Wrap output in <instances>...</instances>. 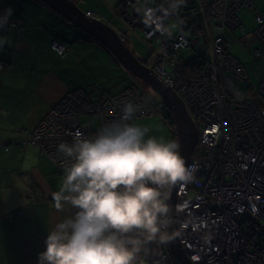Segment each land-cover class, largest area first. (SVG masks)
Here are the masks:
<instances>
[{
	"label": "built area",
	"instance_id": "1",
	"mask_svg": "<svg viewBox=\"0 0 264 264\" xmlns=\"http://www.w3.org/2000/svg\"><path fill=\"white\" fill-rule=\"evenodd\" d=\"M138 1L141 0H123V8L135 9L131 15L124 9L120 18L142 28V40L152 48V71L180 95L198 130L195 152L187 164H197L198 171L194 182L177 185L174 211L170 214L176 224L177 241L193 264H264V101L259 105L254 102L257 93L264 96V10L252 13L255 27L251 35L256 48L250 69L257 85L251 87L245 67L225 53L230 45L225 32L240 30L242 36L245 34L237 9H252L253 1L240 5L243 0H199L198 7L211 34V59L201 67L199 78L193 80L181 76L162 58L179 42L163 34L167 9L148 5V0H142L144 4L139 8ZM87 17L92 15L87 13ZM217 24L221 29L218 33ZM155 38L161 42L158 47L153 42ZM185 41L190 47L203 44L201 34ZM52 49L62 56L66 47L53 42ZM125 89L131 94L122 90L100 95L94 101L84 95L87 100H77L75 91L65 94L34 130L23 132L24 139L17 145L37 149L63 178L60 143L71 144L77 132L88 138L95 136L105 124L121 117L128 102L139 106L133 119L158 114L164 108L159 103L153 109L137 85ZM249 91L253 92L251 96ZM82 116L97 117L98 128L92 130L89 124L80 122ZM138 264L177 262L168 243L157 240L141 252Z\"/></svg>",
	"mask_w": 264,
	"mask_h": 264
},
{
	"label": "crops",
	"instance_id": "2",
	"mask_svg": "<svg viewBox=\"0 0 264 264\" xmlns=\"http://www.w3.org/2000/svg\"><path fill=\"white\" fill-rule=\"evenodd\" d=\"M70 1L120 34L124 46L140 59L135 48L141 34L130 32L119 17L122 0ZM151 2L174 9L173 0ZM9 10L8 23L0 28V38L7 41L0 48V264H38L49 231L72 210L54 208L52 193L63 179L54 165L37 149L17 147L16 142L67 92L84 88L92 98L101 91L115 94L130 86L133 78L103 45L82 37L84 32L44 4L0 0V16ZM72 37L71 48L66 44L67 53L57 56L51 42L66 43ZM99 63L110 67L99 70ZM102 69L112 72L113 76L103 74L113 79V85L99 77Z\"/></svg>",
	"mask_w": 264,
	"mask_h": 264
},
{
	"label": "clouds",
	"instance_id": "3",
	"mask_svg": "<svg viewBox=\"0 0 264 264\" xmlns=\"http://www.w3.org/2000/svg\"><path fill=\"white\" fill-rule=\"evenodd\" d=\"M10 15L0 16V28ZM138 110L128 102L95 136L77 132L58 145L64 174L52 200L57 212L74 211L49 231L38 264H138L149 243L172 239L171 190L194 182L198 165H186L177 140L146 138L147 127L130 123Z\"/></svg>",
	"mask_w": 264,
	"mask_h": 264
},
{
	"label": "rangeland",
	"instance_id": "4",
	"mask_svg": "<svg viewBox=\"0 0 264 264\" xmlns=\"http://www.w3.org/2000/svg\"><path fill=\"white\" fill-rule=\"evenodd\" d=\"M262 1H264V0H254V3L257 6L263 8L264 2H262ZM195 2H196L197 10L199 11L200 15H202V18L204 19L202 11L198 7L199 0H195ZM244 2L248 3L247 0H243L240 5H244ZM251 2H252V0H249L250 4H251ZM143 4L144 3H142V0H141L140 2L138 1L137 6L139 8H141ZM148 5L162 6V7H165L167 9V10H165V13H167V16L165 17L163 34H165V36L168 37L170 40L178 39L179 42H177L176 47L171 52L170 56L166 55V56H162V58L164 59L166 65H169V66L172 65L175 68V70L177 71L178 70V67H177L178 61H176V59L178 57L179 58L180 57L187 58L186 57L187 55L188 56L194 55V53L189 50L191 48L190 45L185 43L186 42L185 40L187 39V37H191L194 34H191L190 31H188V33L185 31L184 32L180 31V29L178 28L177 22H176V17L178 14L177 9L170 10V6L163 5L160 3H153V2L150 3V0H148ZM147 7H152V6H147ZM133 8L131 6L130 7L125 6V8H123V10L125 9L126 13L128 15H131L130 11L135 9V8L134 9ZM237 10H238V12H237L236 16H237L238 20L242 23V27H244L246 32L242 36V35H240V32H237V31L230 32L229 30H226V32H225L226 39L230 42V45L228 47V53L231 54L232 56H234L235 59L239 60L240 63L245 67V69H246V71L249 74L250 79H251V81H250L251 87H254L257 85V79L255 78V76L253 75V73L250 69V64H252V62H253L252 61V51L256 48V45H255L253 38H252V35H251L252 32L254 31L255 24L253 21V16L250 13H253L254 15H256L257 12H260V9H258L257 7H253L252 9L247 10L246 8H243L241 6ZM218 24H222V23L218 22ZM218 24H217V27H218ZM125 25H126L127 29L130 30V32L139 31L140 33H142L141 32L142 28L138 27V26L137 27L131 26L129 24V20L125 21ZM219 30H221L220 27H218L215 32L218 33ZM181 32H182V34H181ZM240 36H242L244 39L241 40ZM72 39H74V37H72L70 40H67V44L70 48H71L70 45L73 44ZM156 39L157 38H155L154 41L153 40L152 41L155 44H157V47H158V44H160L161 42L159 40H156ZM160 40H162V38H160ZM139 41L140 42L137 44V48H135L136 53H137L136 55L138 57H140V59L148 60L149 57H151L150 56L151 55L150 47L142 40V38H140ZM175 41H177V40H175ZM231 42H232V45H231ZM197 48L199 50H202L203 44L201 45V47H197ZM210 50H211V47L209 46L208 61H210V59H211ZM106 66L110 67V65H105V64L99 63V70L101 67H106ZM105 72L108 73L109 75L113 76L112 72L105 71L102 69V71L98 72L99 77L102 80L113 85L114 84L113 79L110 76H106L105 74H103ZM115 73H116V70L114 71V74ZM135 83L137 86L140 87V90L143 92L142 94L150 100L153 109H155V107H158L159 103L161 105H165L162 101H160V98L151 89V87L142 83L139 80H135ZM130 86H132V85H130ZM130 86H128L127 89H129ZM218 88L221 89L220 87H218ZM122 90H125V92L127 94L128 93L131 94V91L126 90L125 88ZM73 91H75L76 98L79 101H81L82 99H84V100L89 99V100H93V101L96 100L95 98H92L91 95L88 94L86 92V90H84V88H76L75 90H72L70 92H73ZM121 91L117 92L116 94L120 93ZM70 92H67L66 94H69ZM252 94H253L252 91L248 92V96H251ZM83 95L87 99H85V97ZM257 95H258V97L256 98V100L254 102H256V104L259 105V103L261 101H264V96L259 95L258 93H257ZM248 96H246V97H248ZM227 103L229 106H231V103H229V101ZM154 112H156V111L154 110ZM164 113H166L165 109H164ZM163 116L164 115L160 116V114H153L151 116H146V117H142V118H137V119L134 118L131 121V123L137 124V125L142 126V127H147L149 129V132L147 133L146 138L154 137L158 140H163V141L167 142L169 140H175V138L177 137V141H178V135L177 134L174 135L175 131H176L175 130L176 125L170 124V123L168 124L165 120H163ZM79 120H80V122H87V123H91L92 125L96 124V118L95 117L82 116V117H80ZM37 124H36V126H37ZM36 126L32 130H34L36 128ZM195 146H194V148H195ZM193 151L195 152L194 149H193Z\"/></svg>",
	"mask_w": 264,
	"mask_h": 264
},
{
	"label": "water",
	"instance_id": "5",
	"mask_svg": "<svg viewBox=\"0 0 264 264\" xmlns=\"http://www.w3.org/2000/svg\"><path fill=\"white\" fill-rule=\"evenodd\" d=\"M45 6L59 14L65 20L70 22L75 28L91 36L94 40L103 45L113 56L115 61L125 69L134 79L151 87L158 95L160 101L165 105L158 114L165 115L164 109L172 116L176 125V134L180 144V154L184 157L186 165L193 153L197 142V126L188 114L185 104L180 95L169 88L161 79L156 77L151 68L142 63L141 59L135 57L127 49L121 36L103 21L87 17V14L80 11L70 0H40ZM136 85V84H134ZM163 120L164 117H163ZM177 186L171 190L170 205L173 214L175 204V193ZM168 233L172 236L167 243L177 264H193L186 256L176 238V224L172 222L168 228Z\"/></svg>",
	"mask_w": 264,
	"mask_h": 264
},
{
	"label": "trees",
	"instance_id": "6",
	"mask_svg": "<svg viewBox=\"0 0 264 264\" xmlns=\"http://www.w3.org/2000/svg\"><path fill=\"white\" fill-rule=\"evenodd\" d=\"M36 1L41 3V4H43L40 0H36ZM176 9L178 10V14H177V17H176V22H177V25H178V28L180 29V31H183V32L185 31L187 33H188V31H190L191 34H201V36H202V42H203L202 50H199L196 46L195 47H191L189 50L192 51L194 53V55H191V56L187 55L186 56L187 58H184V57H180L179 58L178 57L176 59V61H178V63H177L178 72L181 74V76L186 77L189 80H193L194 78H199V71H200L201 67L208 62V54H209V51H208L209 50V43L208 42H209V38L207 36V30H206V27H205V21L202 18V15H200L199 11L197 10L195 0H184L183 4L180 5ZM246 9L249 10L248 8H246ZM260 11H263V10H260ZM91 15H92V18L98 19L93 14H91ZM121 15H122V11L119 14V17ZM98 20H100V19H98ZM244 31H245V29H244ZM237 32H240V35H241V31L240 30L237 31ZM81 35H82V37L84 36L86 39H89V40L93 39L91 36H89L87 34L81 33ZM141 37H142V34H141ZM240 38H241V40L244 39L242 36H240ZM64 41H66V43L60 42V41L54 39L51 42V48H52V43L53 42H57L59 44H62V45H64L66 47V50H65V53H64V55H65L67 53V51H68V46L66 45L67 44V40H64ZM232 42H231V45H232ZM228 47L225 48V53L227 55L232 56L231 54L228 53ZM150 50H152V48H150ZM171 52L172 51H169V55H171ZM64 55L59 56L57 54V56H59V57H63ZM232 57H234V56H232ZM141 61H142V63H144L145 66L149 67L148 60H141ZM252 61H253V58H252ZM103 94L111 95L112 93H109L108 91H101L97 95V97L95 99L99 98V96L103 95ZM90 117H92V116H90ZM163 117H164L165 121L168 124L170 123V124H174L175 125V122H174V120L172 119V116L169 113L166 112ZM95 118H96V124L95 125H92L91 123L84 122L86 124H89L92 130L97 129L98 125H99L98 118L97 117H95ZM174 135H176V131H175ZM175 140H177V137L175 138ZM18 142H20V141H18ZM18 142H16V144H15L17 147L24 145L23 143L20 144V145H17Z\"/></svg>",
	"mask_w": 264,
	"mask_h": 264
},
{
	"label": "bare ground",
	"instance_id": "7",
	"mask_svg": "<svg viewBox=\"0 0 264 264\" xmlns=\"http://www.w3.org/2000/svg\"><path fill=\"white\" fill-rule=\"evenodd\" d=\"M121 5H122V8H123V7H124V6H123V0H122V2H121ZM170 10H173V9L170 8ZM204 21H205V19H204ZM205 27H206V30H207V36H208V38H209V42H208V43L210 44V42H211V41H210V40H211V34H210V32H209V28H208L206 22H205ZM131 77H132V76H131ZM132 78H133V79H132L133 81H132L131 84H136V83H135V79H134V77H132Z\"/></svg>",
	"mask_w": 264,
	"mask_h": 264
}]
</instances>
